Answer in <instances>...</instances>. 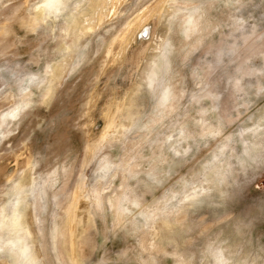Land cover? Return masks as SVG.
Here are the masks:
<instances>
[{
    "label": "rangeland",
    "instance_id": "rangeland-1",
    "mask_svg": "<svg viewBox=\"0 0 264 264\" xmlns=\"http://www.w3.org/2000/svg\"><path fill=\"white\" fill-rule=\"evenodd\" d=\"M64 2L0 0V264H258L264 0Z\"/></svg>",
    "mask_w": 264,
    "mask_h": 264
},
{
    "label": "snow or ice",
    "instance_id": "snow-or-ice-1",
    "mask_svg": "<svg viewBox=\"0 0 264 264\" xmlns=\"http://www.w3.org/2000/svg\"><path fill=\"white\" fill-rule=\"evenodd\" d=\"M66 7H71V5L66 4L64 0H43L42 4L37 5V8L55 10L57 13ZM49 14L51 15L52 13L50 12ZM236 86H239V81H236ZM262 92H264V89H262ZM262 119H264V114H262ZM207 134L215 136L219 134V130H212ZM261 210L264 212V205H261ZM209 254L214 256L216 264H229V261L224 258L223 250H210ZM27 264H31V262L27 261ZM248 264H257V261H249ZM258 264H264V245H262L261 248V259L259 260Z\"/></svg>",
    "mask_w": 264,
    "mask_h": 264
},
{
    "label": "bare ground",
    "instance_id": "bare-ground-1",
    "mask_svg": "<svg viewBox=\"0 0 264 264\" xmlns=\"http://www.w3.org/2000/svg\"><path fill=\"white\" fill-rule=\"evenodd\" d=\"M22 194V193H21ZM14 208H16V207H14ZM72 213V212H71ZM17 214V213H16ZM18 215H19V213H18ZM17 220H18V218H17ZM14 224H17V222H16V220H15V223ZM9 226V225H8ZM24 226V225H23ZM30 237V236H29ZM13 239V238H12ZM14 240V239H13ZM22 246V245H21ZM22 253V252H21ZM20 254V253H19ZM30 258V257H29Z\"/></svg>",
    "mask_w": 264,
    "mask_h": 264
}]
</instances>
